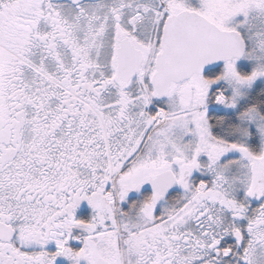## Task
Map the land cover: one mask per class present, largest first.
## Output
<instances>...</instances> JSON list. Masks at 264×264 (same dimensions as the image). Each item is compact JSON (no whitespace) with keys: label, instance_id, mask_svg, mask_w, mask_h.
<instances>
[{"label":"snow or ice","instance_id":"1","mask_svg":"<svg viewBox=\"0 0 264 264\" xmlns=\"http://www.w3.org/2000/svg\"><path fill=\"white\" fill-rule=\"evenodd\" d=\"M0 264H264V0H0Z\"/></svg>","mask_w":264,"mask_h":264}]
</instances>
